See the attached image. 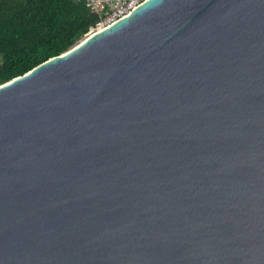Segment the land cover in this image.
Returning a JSON list of instances; mask_svg holds the SVG:
<instances>
[{"label":"water","instance_id":"water-1","mask_svg":"<svg viewBox=\"0 0 264 264\" xmlns=\"http://www.w3.org/2000/svg\"><path fill=\"white\" fill-rule=\"evenodd\" d=\"M0 264H264V0H144L0 84Z\"/></svg>","mask_w":264,"mask_h":264},{"label":"trees","instance_id":"trees-1","mask_svg":"<svg viewBox=\"0 0 264 264\" xmlns=\"http://www.w3.org/2000/svg\"><path fill=\"white\" fill-rule=\"evenodd\" d=\"M107 10L76 0H0V84L73 47Z\"/></svg>","mask_w":264,"mask_h":264},{"label":"built area","instance_id":"built-area-1","mask_svg":"<svg viewBox=\"0 0 264 264\" xmlns=\"http://www.w3.org/2000/svg\"><path fill=\"white\" fill-rule=\"evenodd\" d=\"M84 1L90 10L98 12L108 9L105 16L101 18L93 27L90 28L88 34L97 31L99 28H104L112 24L122 16H124L131 9L136 7L144 0H76ZM85 35V36H86Z\"/></svg>","mask_w":264,"mask_h":264},{"label":"bare ground","instance_id":"bare-ground-1","mask_svg":"<svg viewBox=\"0 0 264 264\" xmlns=\"http://www.w3.org/2000/svg\"><path fill=\"white\" fill-rule=\"evenodd\" d=\"M102 29V27L101 28H99L98 30H101ZM91 33H93V32H91Z\"/></svg>","mask_w":264,"mask_h":264}]
</instances>
